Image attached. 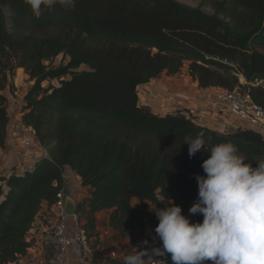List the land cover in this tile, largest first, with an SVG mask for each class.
I'll return each instance as SVG.
<instances>
[{"label": "trees", "instance_id": "16d2710c", "mask_svg": "<svg viewBox=\"0 0 264 264\" xmlns=\"http://www.w3.org/2000/svg\"><path fill=\"white\" fill-rule=\"evenodd\" d=\"M211 6L213 13L177 0H76L36 18L24 0H0V147L8 123L3 91L22 67L32 84L21 121L46 152L31 171L0 175V264L25 255L27 233L42 203L63 187L66 166L89 188L78 209L95 245L100 211L109 210L107 225L131 230L133 240L155 228V204L171 200L188 216L209 154L189 158L184 136L203 131L208 147L230 141L253 167L264 159L258 132L220 133L179 110L157 114L138 104L139 85L188 62L199 88L238 87L264 108V0ZM60 54L66 63L46 65ZM161 259L172 264L170 254Z\"/></svg>", "mask_w": 264, "mask_h": 264}, {"label": "clouds", "instance_id": "9594fccd", "mask_svg": "<svg viewBox=\"0 0 264 264\" xmlns=\"http://www.w3.org/2000/svg\"><path fill=\"white\" fill-rule=\"evenodd\" d=\"M75 2L24 0L36 18L57 5L71 9ZM183 143L188 145L189 158L200 151L209 154L201 163L204 175H195L197 199L188 209L189 216L171 200L162 207L155 204L154 232L161 245L150 252L139 245L131 247L123 264H147L149 259L166 264L153 259L166 254L172 264H264V159L253 167L230 141L208 147L203 131L184 136ZM198 214L202 221L190 220Z\"/></svg>", "mask_w": 264, "mask_h": 264}, {"label": "built area", "instance_id": "2783aa9c", "mask_svg": "<svg viewBox=\"0 0 264 264\" xmlns=\"http://www.w3.org/2000/svg\"><path fill=\"white\" fill-rule=\"evenodd\" d=\"M23 73L22 75L25 76L26 73L24 71ZM15 81L16 79H14L13 87L10 89L5 88L3 91L8 98L7 129L17 128L16 131L11 130V133L17 135L22 150H37L43 153L44 150L40 146L34 130L25 126L21 121L24 91H22V88L19 89ZM258 82L256 81V83ZM11 94L16 95V97L19 96V105L21 106L19 111L20 119L17 115V127H8L12 126L11 117H14L9 110L10 103H15L12 97L11 99L8 97ZM187 100L188 104L185 107L183 103H186ZM175 102V107L172 109H163L156 113L166 114L179 110L186 118H190L197 124L216 132L229 133L236 129H249L258 132L264 139V108L254 103L247 91H243L238 87L234 89L211 87L208 92H197L194 95L186 96L185 99H177ZM33 167L34 159L29 162V167L25 171H31ZM79 186L80 184L73 185L68 182L66 175L63 173V187L56 192L52 202L44 201L42 203H46L49 208V222L39 226L33 224L26 236L28 247L24 256H28L36 262L42 261L43 264H69L70 262L67 261V258H71L74 264H99L93 251L96 245H93L95 238L88 235L85 219L82 215L83 210L78 209L80 202L75 203L76 210L74 213L67 214L65 212L66 196H71L72 190L79 189ZM105 225L104 230L100 232L97 224V244L105 236L111 237L109 230L112 229L107 225V221ZM149 229L142 237L134 240L129 239L119 242L114 237L115 244L109 251L108 258L123 261L125 251L138 245L142 248H147L149 252L152 247H159L161 245L159 238L156 237L154 230L149 231ZM145 240L148 241L146 245L141 243ZM144 258L147 259L148 257ZM153 259L162 260L161 257H153ZM147 264H163V262L149 259Z\"/></svg>", "mask_w": 264, "mask_h": 264}, {"label": "crops", "instance_id": "0c3cea01", "mask_svg": "<svg viewBox=\"0 0 264 264\" xmlns=\"http://www.w3.org/2000/svg\"><path fill=\"white\" fill-rule=\"evenodd\" d=\"M22 69V68H21ZM26 76H28L26 74ZM29 83V84H28ZM25 84V87L22 88V91L27 90L32 81H29ZM28 84V85H27ZM211 88V87H210ZM210 88L202 89L199 88L197 82L193 81L188 74V62H185L181 70L173 75H168L166 72H163L159 77L154 78L146 83H143L137 87V95H138V104L142 106H147L151 109L153 113H156L159 110L163 109H172L175 107L177 99H185L186 96L194 95L197 92H208ZM19 104V96L16 97L15 103H10L9 110L11 115L12 126L8 127H17L20 105ZM188 104V100L186 103ZM190 104V103H189ZM17 106V107H16ZM177 107V106H176ZM18 115V117H17ZM20 119V117H19ZM11 130L16 131L17 128L7 129L6 142L3 147H0V175H8L10 171L14 170L17 174H21L29 167V162L32 159H36L44 155L46 152L40 153L39 151H24L22 150L19 140L16 134H12ZM64 175H66L68 182H73L80 184V188L77 190H72L71 197L74 199L75 203H82L89 196V188L84 187L81 184V178L73 171L70 167H64L63 171ZM86 190L87 197H82L81 192ZM80 190V191H79ZM105 210L100 211L98 213V217L104 216ZM98 220V219H97ZM107 218L103 217L101 221L106 223ZM49 222V208L47 204H42V208L35 217L34 225L39 226L44 223ZM97 221V224L99 225ZM154 230V228H150L149 231ZM148 231V232H149ZM114 237H104L103 240H100L99 243L95 245L93 251L96 254V261L99 264H112V263H120L123 264L122 260L109 259L108 253L114 247L115 238ZM69 264H74L71 258H67ZM10 264H43L42 261H34L30 259L28 256H23L17 261H14Z\"/></svg>", "mask_w": 264, "mask_h": 264}, {"label": "rangeland", "instance_id": "374dc122", "mask_svg": "<svg viewBox=\"0 0 264 264\" xmlns=\"http://www.w3.org/2000/svg\"><path fill=\"white\" fill-rule=\"evenodd\" d=\"M177 1H179L181 3H184V4H187L189 6H192V7L200 6L202 8V10H204L205 12H207V13H213V7L211 6V3L213 1H222V0H177ZM62 61L66 63L68 61V57H65L64 58L63 55L60 54L57 57H55L54 59H52L50 62H47V63L45 62V63H46V65H55L56 66V65L60 64ZM19 68L20 69L17 68L14 71V73L12 75L11 81L9 80L8 86H7L8 89H10L11 87H13L14 79H16L15 83L17 82V85L19 86V89L24 88L25 87V84L28 83L29 81H31V79L29 78V76L22 75L23 71L25 72V70L22 67H19ZM23 78H24V80H22ZM239 82L242 84V86H241L242 88H244L243 86L247 85L245 83V81L242 78H240V77H239ZM42 85L43 86H47V85H49V83H47L45 81V82H43ZM8 97H9V99H11V97H12V100H14V101L16 100V95H14V94H11V96L9 95ZM70 183L73 184V185H76V183H73L71 181H70ZM85 195H86V190L84 189V191L81 192V196L82 197H87ZM135 202H137V201L135 199H133L132 200V203H135ZM191 205H192V203L190 204V206ZM82 215H83V217L85 219V212H82ZM108 215H109V210H105V215L104 216H100V218H97L98 220L96 219V222L97 221L98 222L101 221V219L103 217H106L107 220H108ZM187 215L189 216V213ZM97 217H98V214H97ZM190 220L193 221V222H200V221H202V215H199L198 214V215H195V216H190ZM105 226H106L105 223L99 222V231L102 232L104 230ZM110 234H111V236L115 237L116 240L119 241V242L120 241L121 242H124V241H127L129 239H132L131 235H135L134 233H132L131 230L128 231L125 235H123L120 232L115 231L113 229L112 230H109V235ZM137 238L138 237H136V239Z\"/></svg>", "mask_w": 264, "mask_h": 264}, {"label": "water", "instance_id": "95a60500", "mask_svg": "<svg viewBox=\"0 0 264 264\" xmlns=\"http://www.w3.org/2000/svg\"><path fill=\"white\" fill-rule=\"evenodd\" d=\"M75 210H76V207H75L74 199L69 195L66 196V198H65V212L67 214H72L75 212Z\"/></svg>", "mask_w": 264, "mask_h": 264}, {"label": "bare ground", "instance_id": "6f19581e", "mask_svg": "<svg viewBox=\"0 0 264 264\" xmlns=\"http://www.w3.org/2000/svg\"><path fill=\"white\" fill-rule=\"evenodd\" d=\"M20 69V68H19Z\"/></svg>", "mask_w": 264, "mask_h": 264}]
</instances>
